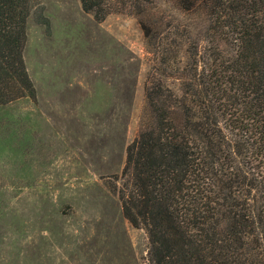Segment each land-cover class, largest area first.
<instances>
[{"label": "trees", "instance_id": "16d2710c", "mask_svg": "<svg viewBox=\"0 0 264 264\" xmlns=\"http://www.w3.org/2000/svg\"><path fill=\"white\" fill-rule=\"evenodd\" d=\"M168 1L188 20L169 36L192 43L176 68L170 45L162 48L163 67H153L161 79L144 86L148 121L127 146L123 182L112 191L148 238L147 264H264V0ZM80 3L99 22L134 16L159 47L146 18L155 0ZM37 5L0 0V106L36 99L23 50ZM170 78L182 89L174 102L163 88Z\"/></svg>", "mask_w": 264, "mask_h": 264}, {"label": "rangeland", "instance_id": "374dc122", "mask_svg": "<svg viewBox=\"0 0 264 264\" xmlns=\"http://www.w3.org/2000/svg\"><path fill=\"white\" fill-rule=\"evenodd\" d=\"M155 1L154 49L134 16L99 22L80 0H36L23 50L36 99L0 106V264H147L148 238L112 187L148 121L144 86L161 79L162 48L176 68L192 43L169 36L188 23L177 6ZM164 87L181 97L175 78Z\"/></svg>", "mask_w": 264, "mask_h": 264}]
</instances>
